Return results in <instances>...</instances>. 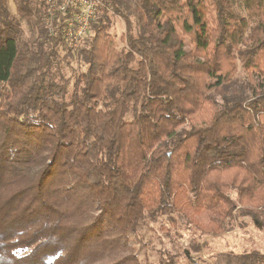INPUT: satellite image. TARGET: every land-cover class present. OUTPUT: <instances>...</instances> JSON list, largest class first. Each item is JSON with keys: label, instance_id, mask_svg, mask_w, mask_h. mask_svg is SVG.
Masks as SVG:
<instances>
[{"label": "trees", "instance_id": "16d2710c", "mask_svg": "<svg viewBox=\"0 0 264 264\" xmlns=\"http://www.w3.org/2000/svg\"><path fill=\"white\" fill-rule=\"evenodd\" d=\"M10 1L36 17L31 46ZM240 1L247 16L234 0H104L123 46L105 9L74 48L45 0H0V264H179L133 241L164 215L206 237L236 212L264 223V0Z\"/></svg>", "mask_w": 264, "mask_h": 264}, {"label": "rangeland", "instance_id": "374dc122", "mask_svg": "<svg viewBox=\"0 0 264 264\" xmlns=\"http://www.w3.org/2000/svg\"><path fill=\"white\" fill-rule=\"evenodd\" d=\"M128 2L135 5L137 0H128ZM234 6L241 16H247L240 0H234ZM10 11L22 27L20 34L21 47L24 44L31 46L37 38L36 17L25 19L19 16L13 1H10ZM111 15L110 33L118 46L121 47L123 46L121 37L125 33V25L118 15L113 13ZM187 49H191V47L188 45ZM61 53L63 56H68L65 51H61ZM65 60L62 62L59 74L70 79L72 85L74 80L73 70L80 68L79 61L76 56L75 58L67 57ZM246 83V74L241 62H238V73L235 82L228 89L229 93H242L246 89ZM128 118H131V115ZM231 196L235 197V193H232ZM239 208L240 206H238ZM236 213H234V222L225 233L208 237L201 235L195 229L174 228L171 225L169 216L164 215L160 217L157 223L149 224L143 229L145 244H148V247L141 248V245L135 241H133V245L140 249L138 251L142 253V258L149 255L150 260L158 261L160 255L169 252L179 257V264H228L229 262L234 264L232 261L234 256L255 251L264 254V223L249 217H237ZM164 226L170 229L169 234L162 230ZM195 244H200L201 251L198 252L193 249Z\"/></svg>", "mask_w": 264, "mask_h": 264}, {"label": "built area", "instance_id": "2783aa9c", "mask_svg": "<svg viewBox=\"0 0 264 264\" xmlns=\"http://www.w3.org/2000/svg\"><path fill=\"white\" fill-rule=\"evenodd\" d=\"M45 25L50 35L60 33L71 46L79 47L90 35L93 24L107 8L104 0H45Z\"/></svg>", "mask_w": 264, "mask_h": 264}]
</instances>
